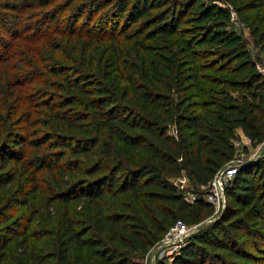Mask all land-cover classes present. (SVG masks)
Listing matches in <instances>:
<instances>
[{"label": "trees", "instance_id": "1", "mask_svg": "<svg viewBox=\"0 0 264 264\" xmlns=\"http://www.w3.org/2000/svg\"><path fill=\"white\" fill-rule=\"evenodd\" d=\"M226 1L264 41V0ZM212 9L229 12L207 0H0V264H144L136 254L177 220L214 213L173 179L207 185L234 158L238 127L264 137V75ZM224 35L235 42L205 47ZM231 63L249 98L201 100L207 71ZM22 110L43 130L19 128ZM225 194L222 216L158 264H264V162L242 166Z\"/></svg>", "mask_w": 264, "mask_h": 264}, {"label": "rangeland", "instance_id": "2", "mask_svg": "<svg viewBox=\"0 0 264 264\" xmlns=\"http://www.w3.org/2000/svg\"><path fill=\"white\" fill-rule=\"evenodd\" d=\"M209 1V5H212L215 7H221L224 9H229V12L225 13V16L218 13L217 9H212L213 16L209 20H219L223 19L226 21V30L228 32L234 33L233 37H237L238 41L243 43L245 45V49L248 53V56L250 59L253 60L255 63V70L262 73L261 70L264 69V41H260L259 39L255 38V36L251 33L250 25L247 20L241 15L237 13V11L234 9L233 5H231L226 0H207ZM210 22V21H209ZM222 42L219 43H209L206 44L205 47L209 49H218L221 47L230 46L232 43L235 42L234 39L231 38V36H220L219 37ZM231 38V41L229 39ZM218 39V38H217ZM233 40V41H232ZM236 41V42H238ZM218 66V64H217ZM236 66V63H231L228 67H226L221 72H214L213 68L209 69L207 72L211 76L209 79L203 80V93L200 96L201 100H220V99H227L230 98L236 99L238 102H241L245 100L247 97V91L243 87H240L239 85L234 83V77L232 72V69ZM6 71L4 69H0V76L4 75ZM263 74V73H262ZM264 75V74H263ZM241 79L242 77L239 76ZM38 85V83H35ZM33 85V83L31 84ZM35 85V86H37ZM33 85V88L35 87ZM8 87H11L10 85ZM40 87V86H39ZM10 89V88H9ZM46 87H41V91L44 93V95H48L49 91L46 89ZM3 96L0 95V112L6 113L8 107L5 105L3 101ZM42 98V97H39ZM1 108H3L1 110ZM210 108H213L212 105H210ZM24 110L20 111V120L21 122L18 123L19 128L26 127V129L34 130V129H41L40 125L36 126H30L29 121L25 119L24 117ZM17 115V117L19 116ZM38 114L34 115L35 117ZM15 117V118H17ZM12 119H10L11 121ZM9 121V122H10ZM3 122V121H2ZM236 137L233 139V142L236 146L237 152L234 156V158L238 160H242L243 166L255 163L257 161H263L264 162V137L262 138H256L251 139L246 133L243 131L241 127H238L236 129ZM31 152L30 154H32ZM28 156V155H27ZM185 176V190L187 191H194L197 194L199 193H205L209 191V187L206 186H196L195 183L188 177L187 173H183ZM173 181H177V179H173ZM226 195V194H225ZM225 201L221 200L220 195V202L217 201V204L215 205V211L214 213L209 216L207 219L200 222V225L195 229V231L200 230L203 226L210 224L211 222L217 220L222 216L224 213L226 207H227V197H225ZM32 209L38 212V216L41 218V205L37 203L36 200L31 201ZM263 228L264 227H258ZM194 231V232H195ZM264 231V230H263ZM188 237L186 238V240ZM240 243H243L244 237L239 238ZM160 241V239H159ZM157 244V243H156ZM154 245L151 247V249L144 255L137 253L135 258L144 264H158L159 260H163L167 263H170L173 259L174 253L167 247L164 246V244L158 243L157 245ZM251 250V249H250Z\"/></svg>", "mask_w": 264, "mask_h": 264}, {"label": "built area", "instance_id": "3", "mask_svg": "<svg viewBox=\"0 0 264 264\" xmlns=\"http://www.w3.org/2000/svg\"><path fill=\"white\" fill-rule=\"evenodd\" d=\"M261 71L264 74V69ZM242 166V160L237 161L235 158H233L226 166L221 168L215 174V176L207 185H204L210 188L209 191L205 193L197 194L194 191L185 190L184 183L186 178L184 175L174 178L177 179L178 182H173L184 191V197L186 200L193 201L197 198H202L208 202H211L215 206L217 201L220 202V195L221 200L225 201V186L235 177L236 173ZM198 225H200V223L186 224L184 221L179 219L164 232L157 244L161 242V244H164L165 247L169 248L173 253H175L187 242L186 238L195 231Z\"/></svg>", "mask_w": 264, "mask_h": 264}]
</instances>
